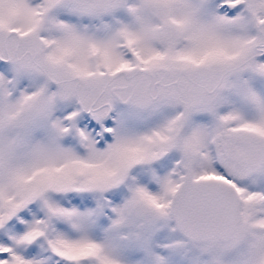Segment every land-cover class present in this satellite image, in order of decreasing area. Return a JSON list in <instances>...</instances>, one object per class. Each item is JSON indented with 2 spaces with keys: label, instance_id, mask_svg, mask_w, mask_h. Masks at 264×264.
Instances as JSON below:
<instances>
[{
  "label": "snow or ice",
  "instance_id": "1",
  "mask_svg": "<svg viewBox=\"0 0 264 264\" xmlns=\"http://www.w3.org/2000/svg\"><path fill=\"white\" fill-rule=\"evenodd\" d=\"M0 264H264V0H0Z\"/></svg>",
  "mask_w": 264,
  "mask_h": 264
}]
</instances>
